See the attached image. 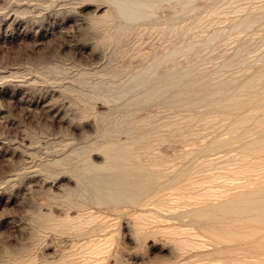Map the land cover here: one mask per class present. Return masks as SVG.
Here are the masks:
<instances>
[{
	"label": "rangeland",
	"instance_id": "obj_1",
	"mask_svg": "<svg viewBox=\"0 0 264 264\" xmlns=\"http://www.w3.org/2000/svg\"><path fill=\"white\" fill-rule=\"evenodd\" d=\"M263 235L264 0H0V264H264Z\"/></svg>",
	"mask_w": 264,
	"mask_h": 264
},
{
	"label": "bare ground",
	"instance_id": "obj_2",
	"mask_svg": "<svg viewBox=\"0 0 264 264\" xmlns=\"http://www.w3.org/2000/svg\"><path fill=\"white\" fill-rule=\"evenodd\" d=\"M137 6L140 7V5H137ZM171 86H174V84H172ZM209 92H210V90H209ZM154 94H155V92H154V90H152L148 94V97L149 98L153 97ZM207 96H208V93L202 91V92H199L198 94L195 93L194 96H191V97L192 98H206ZM191 99H188V100L192 101ZM127 177L128 176L122 175V174L121 175L105 176V177H96V179L94 180L95 186L93 188L94 189V194L96 195L97 198L104 199V200L106 199V200H109V201L118 200L120 197L128 196V194H127L128 192H126L124 189L125 188L128 189L130 187L133 190H137L139 188V185L135 181L131 182L130 184L127 183V181H126ZM101 184H105V185L107 184L106 186L108 188L105 189L104 187L101 188V186L100 187L97 186V185H101ZM238 206H233L232 209L233 210L241 209ZM263 237H264V235H263ZM261 238H262V236H261Z\"/></svg>",
	"mask_w": 264,
	"mask_h": 264
}]
</instances>
